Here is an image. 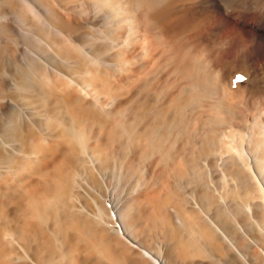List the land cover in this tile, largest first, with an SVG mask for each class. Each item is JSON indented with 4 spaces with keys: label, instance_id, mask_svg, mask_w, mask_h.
<instances>
[{
    "label": "bare ground",
    "instance_id": "bare-ground-1",
    "mask_svg": "<svg viewBox=\"0 0 264 264\" xmlns=\"http://www.w3.org/2000/svg\"><path fill=\"white\" fill-rule=\"evenodd\" d=\"M66 1L63 4L72 12L59 11L62 22L55 24L69 34L70 46L77 42L81 47L75 60L82 67L72 83L83 90L52 74L57 79L53 86L49 74L43 77L26 64L18 79L22 85L15 84L28 87L21 100L34 110L27 105L32 111H26L24 103L22 110L14 105L18 110L11 114L0 102V264H264L262 253V260H255L260 252L252 247L251 232L246 238L236 225L242 213L258 222L264 219V124L259 130L245 128L235 142L231 134L237 131L230 129L231 123L227 127V121L209 111L225 102L218 81L230 80L240 67L226 65L219 57L231 37L243 32L244 23L255 34L252 67L263 75L243 89L249 98L264 94V22L242 15L239 24L230 20L206 24L213 11L193 0H157L148 9L144 5L151 0H80L79 9V0ZM143 10L154 24L153 33L163 30L171 35L173 61L165 49L152 45L155 49L146 52L148 39H139ZM90 24L100 25V31L93 34ZM4 82L0 77V84ZM233 118L234 125L240 124ZM230 130L231 140L219 141ZM187 142L194 146L192 151H184ZM98 148H109L107 156L109 151L116 153L112 161L108 159L109 166L103 164L107 159L101 160ZM196 150L198 160L193 156ZM232 151L249 155L240 158ZM181 157L186 158V170L180 166ZM215 159L233 179L229 190L219 194L204 174ZM133 166L138 174L131 172ZM104 168L112 169L124 189L119 202ZM141 174L162 182H168L167 176L172 186L138 191ZM162 174L166 176L160 179ZM190 188L197 190L192 196L201 208L189 198ZM181 199L190 207L188 213L180 210ZM203 203L210 207L207 214L202 213Z\"/></svg>",
    "mask_w": 264,
    "mask_h": 264
},
{
    "label": "rangeland",
    "instance_id": "rangeland-1",
    "mask_svg": "<svg viewBox=\"0 0 264 264\" xmlns=\"http://www.w3.org/2000/svg\"><path fill=\"white\" fill-rule=\"evenodd\" d=\"M33 1V0H32ZM64 1H66V0H63L62 2L60 1V0H35V1H33L32 3H31V1H28V0H0V44L2 45L1 47V50H0V77H2L3 79H4V86L2 85V84H0V87H1V89H0V102H2V103H4L5 105H7L8 107H9V113H16V110H18L17 108H19V110H22V108H24L25 106L27 107V105H29L30 107H31V109H33L34 110V107L32 108V106L30 105V104H28V103H26V102H24V101H22L21 99H22V97H24V96H22L23 94H25L26 93V91H27V93L25 94V95H28V87H27V89H25V88H23L22 86L21 87H18V86H20L19 85V83L22 85V83H21V80H18V79H21L22 77V67H26V66H29L28 67V69L29 70H31L32 72H35V73H37V74H39V75H41V73L43 72V77H46V76H48V74H49V80H51L50 81V83H52L53 84V86L55 85V83H56V81H57V79H56V77H55V79H54V77H53V75H58L59 77H61V78H63V79H65L66 81H69V82H71V84H75L76 86H77V84L75 83V82H73L72 83V81H74V78L76 79V78H79V73H77L76 72V70H78L79 68H81L82 66H81V64L80 65H78L79 64V59H78V61L77 60H75V56H77V55H81V53L82 52H80L79 50L81 49V47L80 46H78L79 45V43H75L74 45L72 44V46H70V37L68 38V36H69V34L66 32V31H63V30H61L58 26H56L57 24H55L56 22L58 23V24H61V22H62V18L59 16V13H61V12H63L64 14H68L69 12H72V10L71 9H69V8H67V7H65V4H63L64 3ZM68 1H70V0H68ZM68 1H66V2H68ZM73 1V0H72ZM153 2V4H152V2ZM151 1H149V3H145V5H144V9L145 8H150L151 6L150 5H152V6H154L158 1L157 0H151ZM194 1V3L195 4H197L198 6H202L203 4V7H206V9H210V11H213V13L211 14V15H208V17L205 19V23L207 24V23H210L211 25H216L219 21L221 22H227V23H229V20L231 21V22H236L237 24H239L238 22H237V20H239L240 19V17L243 15V16H246V15H250L249 17L251 18V19H253V20H258V21H261V22H264V0H202V1H204V2H202L201 0H193ZM196 1V2H195ZM34 2H36V3H34ZM38 2V3H37ZM40 2V3H39ZM61 2V3H60ZM65 2V3H66ZM79 3H76V5H78V9L81 7V5L80 4H82L81 2H80V0L78 1ZM35 5H34V4ZM256 3V4H255ZM31 4V5H30ZM33 4V5H32ZM40 4V5H39ZM42 5H44L45 7H43ZM149 5V6H148ZM38 6V7H37ZM64 6V7H63ZM209 6H210V8H209ZM43 7V8H42ZM56 7V8H55ZM216 7H218L217 9H219V11L216 9ZM41 8V9H40ZM67 9V10H64V9ZM147 8V9H148ZM48 11H47V10ZM69 9V10H68ZM40 10H42V11H40ZM45 10V11H44ZM59 11H61V12H59ZM66 13H65V12ZM69 11V12H68ZM16 12V13H15ZM36 12V13H35ZM41 12V13H40ZM44 12V13H43ZM59 12V13H58ZM39 13V14H38ZM58 13V14H57ZM41 14V15H40ZM42 14L43 15H46L45 17L44 16H42ZM21 16V17H20ZM22 16H23V18H22ZM40 16V17H39ZM48 16V17H47ZM223 16H224V18H223ZM238 16V17H237ZM20 17V18H19ZM26 17V18H25ZM43 17L45 18V19H43ZM46 17L47 18H51V20L54 22V24L53 23H51L50 24V18L48 19L49 21H47L46 20ZM145 17H147L146 16V14H145V12H144V10H143V12H142V20H143V22H145V23H141L140 25H141V27H145L146 26V29L144 28H140L141 30H140V32L142 31V33L140 34V37H139V39H141V41H142V39H143V41H145L146 39H148V41L146 40V42H145V45H146V50L149 48V51L147 50L146 52H148V53H151L152 51L151 50H154L155 48H159L161 51H163L164 49V53H169V57H171V59H172V61H173V58L175 59V56L174 57H172L171 55H172V53H173V55H176V52L174 51V49L172 48V41H173V39L171 38V37H168V33L167 32H165V31H163V30H159L160 32H161V34L160 33H153L152 32V30H151V28H152V25H153V27H154V24H152L149 20H148V18L146 19ZM252 17H254V18H252ZM19 18V19H18ZM29 18V19H28ZM235 18V19H234ZM237 18V19H236ZM27 19V20H26ZM57 21H56V20ZM209 19H210V21H209ZM43 20H45V21H43ZM61 20V21H60ZM233 20V21H232ZM6 22V24H8V25H5V22ZM51 21V22H52ZM209 21V22H208ZM31 22V23H30ZM147 22V23H146ZM148 22H150V23H148ZM230 22V23H231ZM3 23V24H2ZM43 23V24H42ZM214 23V24H213ZM2 24V25H1ZM13 26H11V25ZM49 24V25H48ZM146 24H148V25H146ZM151 24V27L149 26ZM202 24H203V22H202ZM244 24H246L244 27H245V29H243L242 31L243 32H241V33H236L234 36H232L231 38H232V43H227V45H228V49L225 51L226 53H223V55H221L220 57H219V60H220V62H222V63H224V64H226V65H231V64H236L237 65V63L240 65V67L233 73V74H231L230 75V80H228V78L226 79V80H220V81H218V83L216 84V86L218 85L219 86V88H218V86H217V88L219 89V91L222 93V95H224V99H225V102H222V103H225L224 105L222 104V103H220V105H222V106H220V105H218L217 107H219L218 109H217V107H212L211 106V108H209V111H211L210 113L211 114H214V115H216V116H220V118L222 119V120H224V121H227V122H225V125L226 124H230L231 123V125H229L231 128L230 129H236V131L237 132H235L234 131V129H233V131H229V133H223V136L221 137V136H219V138H221L219 141H222V143L224 142H226V140H227V142L228 141H230L231 139L233 140H235V142L237 141V138H238V136H240L241 135V137H242V135H244L245 134V131L246 130H250V129H252V130H259L260 129V126L261 125H263L264 124V94L262 95V97H258V96H252V97H248V95L246 94V92L244 91V85H247V84H253V83H256L257 82V80L258 79H260V77H261V75H263V72H261V71H257V70H255L252 66H253V62H254V58H252L253 56H254V53H253V49H254V47L256 46V42L254 41V36L253 35H255L254 34V31H252L249 27H248V24L247 23H244ZM4 25V26H3ZM25 25V27H23ZM54 25V26H53ZM97 25V24H96ZM95 24H90L89 26L91 27V26H93V27H91L90 28V31L94 34V33H98L99 31H100V25L99 26H96ZM8 26V27H7ZM16 26V27H15ZM22 26V27H21ZM147 26H148V28H149V30H148V28H147ZM36 27V28H35ZM59 29H58V28ZM94 27H96V29H94ZM97 27H98V29H97ZM7 28V29H6ZM20 28V29H19ZM43 28V29H42ZM31 29V30H30ZM34 31H33V30ZM36 29V30H35ZM94 29V30H93ZM143 29V30H142ZM171 29H173V31H175V27H174V25H172L171 26ZM249 29H250V31H249ZM146 30V31H145ZM147 30H148V32H147ZM4 31V32H3ZM21 31V32H20ZM23 31H25V32H23ZM98 31V32H97ZM144 31L146 32V34H143L144 33ZM38 32H39V34H38ZM2 33V34H1ZM13 33V34H12ZM23 33V34H22ZM36 33V34H35ZM151 33H153V34H156V36L154 35L153 36V34H150ZM68 34V35H67ZM44 35V36H43ZM149 37V38H147V36ZM150 35V36H149ZM158 35V36H157ZM240 35V36H239ZM155 38H153V37ZM165 36V37H164ZM169 36H171V35H169ZM143 37V38H142ZM150 37H152V38H150ZM161 37H162V39H161ZM169 39H168V38ZM20 38V39H19ZM164 38H166V39H164ZM149 39H153L152 41L151 40H149ZM161 39V40H160ZM170 39H172L171 41H170ZM64 40V41H63ZM157 40H158V42L159 41H161V43H159L158 44V42H157ZM5 41V42H4ZM166 41V42H165ZM169 43H170V45L171 46H169ZM7 44V45H6ZM148 44H149V46H148ZM166 44V45H165ZM152 45H153V47H155L154 49H152ZM160 45V46H159ZM165 45V46H164ZM167 45L169 46V47H167ZM255 45V46H254ZM5 46V47H4ZM10 46V47H9ZM159 46V47H158ZM164 46V47H163ZM57 47V48H56ZM65 47H66V49H65ZM72 47V48H71ZM162 47H163V49H162ZM166 47V48H165ZM171 47V48H170ZM3 48H5V49H3ZM78 48V49H77ZM150 48H151V50H150ZM233 48V49H232ZM9 49V50H8ZM13 51H12V50ZM49 49V50H48ZM169 49H171V51L169 50ZM173 49V50H172ZM6 50V51H5ZM37 50H39V51H37ZM63 50V51H62ZM169 50V51H168ZM57 51H59V52H57ZM74 51V52H73ZM111 52H113L114 51V49H112V50H110ZM246 51V52H245ZM5 52V53H4ZM10 52V53H9ZM13 52V53H12ZM15 52V53H14ZM67 52V53H66ZM64 53V54H63ZM72 53V54H71ZM78 53V54H77ZM250 53V54H249ZM4 54V55H3ZM7 54V55H6ZM14 54V55H13ZM25 54V55H24ZM66 54V55H65ZM69 56H68V55ZM74 54V55H73ZM243 54V55H242ZM253 54V55H252ZM13 55V56H12ZM22 55V56H21ZM33 55V56H32ZM2 56V57H1ZM17 56V57H16ZM38 58H37V57ZM65 56H66V58H65ZM73 56V57H72ZM250 56V57H249ZM17 59H16V58ZM20 57H22V59L20 58ZM31 57H32V59H31ZM35 57V58H34ZM42 57H43V59H42ZM226 57V58H225ZM236 57V58H235ZM9 58V59H8ZM19 58V59H18ZM41 60H40V59ZM45 58V59H44ZM224 58V59H223ZM228 58H229V60H228ZM253 59V60H251V59ZM25 59V60H24ZM49 59V60H48ZM68 59V60H67ZM249 59H250V61H249ZM12 60H15V61H12ZM21 60L22 62H19V61ZM31 60V61H30ZM41 61V62H44V63H46L47 64V67H45L44 65H43V63H41V62H39V61ZM44 60H47L46 62L44 61ZM60 60V61H59ZM71 60V61H70ZM73 60H75V61H73ZM95 60V59H94ZM93 60V61H94ZM50 61V62H49ZM76 61H77V63H76ZM13 62H15V64L13 63ZM23 62H25L24 64H23ZM48 62V63H47ZM95 62H98V59H96V61ZM19 63V64H18ZM32 63V64H31ZM62 63V64H61ZM242 63V64H241ZM22 64L24 65V66H22ZM27 64V65H26ZM34 64V65H33ZM49 64H51V65H49ZM16 65V66H15ZM26 65V66H25ZM45 67V70H46V74H45V72L43 71L44 70V67ZM9 67V68H8ZM37 67V68H36ZM42 67V68H41ZM50 69H49V68ZM14 68V69H13ZM32 68V69H31ZM52 68H54V69H52ZM69 69V70H68ZM19 70V71H18ZM42 70V71H41ZM53 70H56V71H53ZM15 71V72H14ZM53 71V72H52ZM59 71V72H58ZM71 71V72H70ZM41 72V73H40ZM69 73V75H68V73ZM75 74H73V73ZM51 73V74H50ZM72 73V74H71ZM259 73V74H258ZM53 74V75H52ZM71 74V75H70ZM242 74V75H241ZM77 76V77H73V76ZM234 77H233V76ZM238 75V76H237ZM260 75V76H259ZM71 76H72V78H71ZM258 76V77H257ZM13 77V78H12ZM65 77V78H64ZM233 78V80H232V78ZM238 77H243V79H238ZM17 80H15V79ZM70 78V79H69ZM235 78V79H234ZM254 78V79H253ZM7 79H8V81H7ZM12 79V80H11ZM69 79V80H68ZM246 79H247V82H246ZM249 79V80H248ZM15 80V81H14ZM255 80V81H254ZM9 81H10V83H9ZM11 81H14V84H13V82H12V84H11ZM230 81V82H229ZM235 81V82H234ZM245 81V82H244ZM253 81V82H252ZM9 83V85H8V83ZM222 82V83H221ZM224 82V83H223ZM251 82V83H250ZM6 83V84H5ZM18 85H16V84ZM219 83H221L223 86H221ZM229 83H230V85H229ZM235 83V84H234ZM74 84H73V86H74ZM226 84V85H225ZM231 84H234V86L232 85L231 86ZM243 84V85H242ZM16 85V86H15ZM3 86V87H2ZM75 86V87H76ZM224 86H225V89H224ZM226 86H228V87H226ZM230 86V87H229ZM7 87V88H6ZM80 90L82 89V87L78 84V86H77ZM92 87V86H91ZM91 87H90V89H91ZM221 87V88H220ZM222 87H223V92H222ZM4 88V89H3ZM19 88V89H18ZM122 89H124L123 87H122ZM228 89V90H227ZM83 90V89H82ZM81 90V91H82ZM114 90H115V88H114ZM118 90V89H117ZM19 91V92H18ZM20 92H22V93H20ZM2 93V94H1ZM5 93V94H4ZM20 93V94H19ZM213 93V92H212ZM18 94H19V96H18ZM13 95V96H12ZM21 96V97H20ZM11 97V99H9ZM20 97V98H19ZM249 99H248V98ZM15 98H17V99H15ZM246 98V99H245ZM252 98V99H251ZM258 98H259V100H258ZM263 98V99H262ZM19 99L23 102H20V105H19ZM253 99H256V101H254ZM13 100H14V102H16V103H14L13 102ZM16 100V101H15ZM23 100H24V98H23ZM245 100V101H244ZM251 100V101H250ZM261 100H262V102H261ZM259 101V102H258ZM248 102H249V104H248ZM254 102H256V103H254ZM14 103V104H13ZM21 103H22V105H21ZM24 103L26 104L24 107H22L23 105H24ZM261 103V104H260ZM11 104V106H9ZM233 104H235V106H233ZM256 104V105H255ZM17 107H15V106ZM237 105H238V107H237ZM214 106H216V105H214ZM258 106V107H257ZM22 107V108H21ZM24 108V109H26V111L28 110V111H32V110H30L29 108L30 107H27V108ZM234 107V108H233ZM13 108V109H12ZM239 108V109H238ZM211 109V110H210ZM216 110V111H215ZM219 110V111H218ZM223 110H224V112H223ZM232 110V111H231ZM8 112V111H7ZM221 112V113H220ZM223 112V113H222ZM231 112V113H230ZM236 113V114H235ZM238 113V114H237ZM228 114H229V117H228ZM235 115V116H234ZM239 115V116H238ZM233 117H237V120H239L238 122H240V124H238V125H234V123H233ZM231 118V119H230ZM228 120H231V122L230 121H228ZM236 120V119H235ZM256 120V121H255ZM262 123V124H261ZM260 124V126H258ZM232 125H234V126H232ZM249 125V126H248ZM227 127H228V125H226ZM238 126V127H237ZM255 127V128H254ZM258 127V128H257ZM245 128H246V130H245ZM254 128V129H253ZM103 130V129H102ZM229 130V129H228ZM239 130H240V132H242V133H240L239 132ZM174 132V131H173ZM171 133V134H173V136H175V134L174 133ZM233 132V133H232ZM232 133V134H231ZM235 133H236V135H235ZM237 133H239V134H237ZM180 134V133H179ZM222 134V133H221ZM227 134V135H226ZM228 134H231V135H234V138H231L230 139V136L228 135ZM226 135V136H225ZM229 136V137H228ZM223 138H225L224 140H223ZM228 138V139H227ZM239 139V138H238ZM246 139V138H245ZM246 141V142H245ZM244 141V152H247L246 151V149H248L247 147H246V144H247V140H245ZM234 143V142H233ZM229 145V144H228ZM185 147L184 148H187V149H184V151L185 150H187V151H189V150H191L192 151V148L194 147L193 145H191L192 147H190V144H189V142H187V144L185 143V145H184ZM99 149V148H98ZM97 149V154H98V152H100L99 153V156H101V160H102V158L103 159H110V157H111V159H110V161H112L113 160V157L116 155V153H114V155H113V153L111 152L110 153V151L108 152V155L109 156H107V151H108V149L109 148H102V150H98ZM103 150L105 151V152H103ZM186 151V152H187ZM198 151H199V149H198ZM198 151L196 150L195 152H194V154H193V156L198 160L199 159V157H198V155H199V153H198ZM197 152V153H196ZM237 155V156H241L240 158H242V156L244 157L245 155H247L248 153H245L244 154V152H242L241 154L242 155H238L239 153H237L236 151H232V154H234V153ZM101 154V155H100ZM104 157H103V156ZM112 155V156H111ZM249 155V154H248ZM98 156V157H99ZM109 157V158H107V157ZM197 156V157H196ZM124 157H128L129 158V156H127L126 154H125V156ZM184 157V156H183ZM183 157H181L182 159H181V161H180V166H182V164H186L187 165V161H186V158H184V160H183ZM100 158V157H99ZM257 158V157H256ZM102 160V162H103V164L105 165V167H107V165L109 166L110 165V161L108 160ZM183 160V161H182ZM251 160H253V158H251ZM216 161V162H215ZM182 163V164H181ZM213 163H215V164H212V165H210L209 166V168H208V166H207V168H206V171L204 172V174H206L205 176L207 177V179H208V182L210 183V185L211 186H213L214 188H215V191H217L218 192V194L219 193H221V192H224L225 190H227L226 189V187L228 188V190H229V183H231V181H233V179L230 177V176H228L227 175V171H225L226 169H225V167L226 166H224V164L222 165L221 164V160H220V162H219V159H215L214 160V162ZM185 164L183 165L184 167H183V169H185L186 168V166H185ZM216 168H215V167ZM135 168V166H133V168L132 169H134ZM215 168V169H214ZM104 169H106L107 170V172H106V170H105V175H106V180H108V181H112V187L114 186V187H116V192L120 195V197L117 199V201L119 202V200H121V197H122V194H121V191H123L124 192V189H123V187L122 186H120L121 184H119L118 182H117V179H116V177L113 175L114 174V172L112 171V169L110 168H104ZM131 169V170H132ZM224 169V170H223ZM108 170H109V172H108ZM111 170V171H110ZM186 170V169H185ZM136 171H138V169H136ZM135 171V169L133 170V171H131V172H136ZM223 171H225V173L223 172ZM137 174H138V172H136ZM214 173H216V175L217 176H215V174ZM224 173V174H223ZM112 174V175H111ZM163 175V174H162ZM160 176V179L162 178H165V176L166 175H163V176ZM111 176H113L112 178H110ZM142 176H143V181L140 179V178H142ZM210 176V177H209ZM115 177V178H114ZM218 177V178H217ZM223 177V178H222ZM231 178V180H230V178ZM168 178V182H166V180L165 179H163V182H165V183H163L161 180H159L158 178H156V179H154V178H150L149 177V179H148V177H146V175L144 176V174L142 175L141 174V176L139 177V184L136 186L137 188H136V190L138 189V187H139V189H138V191L139 190H145V191H148L149 192V189L151 188V190L153 191L154 189L155 190H159L160 188L161 189H168L169 188V186L171 185L170 184V178L169 177H167L166 176V179ZM217 178V179H216ZM226 178V179H225ZM111 179V180H110ZM149 180L148 182H147V180ZM150 179H152V180H150ZM115 180V181H114ZM146 181V185L144 184V182ZM156 180H157V182H156ZM210 180V181H209ZM213 182H212V181ZM152 181V182H151ZM159 181H161V182H159ZM153 182H155V183H153ZM149 183H151V184H149ZM159 183V184H158ZM217 183H218V185H217ZM142 184H143V187L145 186V188H143L142 187ZM147 184H149V185H147ZM156 184V185H155ZM162 185V187H161V185ZM163 184L166 186H163ZM103 185H104V183H103ZM103 185L101 184V187H103ZM217 185V186H216ZM105 186V185H104ZM147 186V187H146ZM155 187V188H153V187ZM172 186V185H171ZM170 186V187H171ZM196 186V185H195ZM194 186V187H195ZM217 187V189H216V187ZM149 187V188H148ZM135 188V187H134ZM134 188L132 189V191H135L134 190ZM147 188V189H146ZM118 189V190H117ZM192 189V190H191ZM193 189L194 188H190V192H189V194H188V196H189V198L191 199V200H193V202H196V203H198V204H196L195 206L196 207H198V208H201V204H200V202L198 201V199H196V194H197V190L195 189L194 191H193ZM219 189V190H218ZM221 189V190H220ZM120 190V191H119ZM128 190V189H127ZM150 190V191H151ZM95 192H96V189L94 190ZM126 191V190H125ZM138 191H136V192H138ZM220 191V192H219ZM193 192V193H192ZM97 193H100V192H98V190H97ZM192 194L193 195H195V196H192ZM193 197H195L194 199H193ZM102 198H103V196H102ZM185 200H186V198H184ZM182 200L181 201V206L182 207H180V210L181 211H184V213L188 210V211H190L191 209H190V207L188 208V206H186V204H185V202L187 201H185V200ZM116 201V202H117ZM184 202V206H183V203ZM203 201H201V203H202ZM206 203V202H205ZM195 204V203H194ZM207 204V203H206ZM200 205V206H199ZM203 205H204V207L206 208H204V212H203V210H202V213H204V214H207V212L208 211H210V207L208 206V205H205L204 203H203ZM186 206V207H185ZM185 208V209H184ZM207 209H209V210H207ZM206 210V211H205ZM188 211L186 212V213H188ZM212 211V210H211ZM183 213V212H182ZM245 214V215H244ZM242 215L244 216H242V221H237L236 222V225L238 226V227H240L241 229H242V231H244L243 233L245 234L246 233V238H247V236H248V234L250 235V233L249 232H251V234L253 235V238H254V243H253V245H252V247H253V249H258L257 251H259L260 253H256L257 254V257H255V260L256 261H261L262 260V255H261V253L262 254H264L263 252H264V227H263V225H264V219L263 218H259L261 221V223L260 222H258V218L256 217V219H255V217H252L251 216V218H249L250 216L249 215H247L246 213H242ZM249 216V217H248ZM248 219V220H247ZM251 219V220H250ZM254 219V220H253ZM244 222H246V223H244ZM258 222V223H257ZM245 225H244V224ZM257 224V225H256ZM260 224H261V226H260ZM260 226V227H259ZM248 231V232H247ZM253 231H254V233H253ZM248 233V234H247ZM259 233V234H258ZM249 237V236H248ZM243 238H244V236H243ZM259 238V239H258ZM238 240H241L240 242H242L243 244H244V242L242 241V238H238ZM248 240V239H247ZM258 242V243H257ZM255 244V245H254ZM246 245V244H245ZM248 246V245H247ZM255 246V247H254ZM248 249V248H247ZM256 254H255V256H256ZM259 255H260V257H259ZM261 258V259H260ZM258 259V260H257Z\"/></svg>",
    "mask_w": 264,
    "mask_h": 264
},
{
    "label": "snow or ice",
    "instance_id": "snow-or-ice-1",
    "mask_svg": "<svg viewBox=\"0 0 264 264\" xmlns=\"http://www.w3.org/2000/svg\"><path fill=\"white\" fill-rule=\"evenodd\" d=\"M238 79H243V77H238Z\"/></svg>",
    "mask_w": 264,
    "mask_h": 264
}]
</instances>
